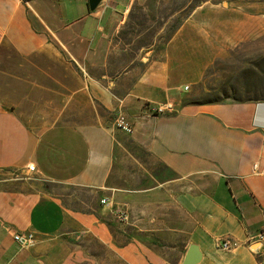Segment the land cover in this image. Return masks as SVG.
<instances>
[{
    "label": "crops",
    "instance_id": "1",
    "mask_svg": "<svg viewBox=\"0 0 264 264\" xmlns=\"http://www.w3.org/2000/svg\"><path fill=\"white\" fill-rule=\"evenodd\" d=\"M133 1L0 0V264L104 263L91 243L114 264H181L191 244L193 264H264V97L191 98L216 58L264 41V1L201 2L131 64L116 38Z\"/></svg>",
    "mask_w": 264,
    "mask_h": 264
},
{
    "label": "rangeland",
    "instance_id": "2",
    "mask_svg": "<svg viewBox=\"0 0 264 264\" xmlns=\"http://www.w3.org/2000/svg\"><path fill=\"white\" fill-rule=\"evenodd\" d=\"M208 1L225 5L228 0H134L121 23L116 41L122 47L123 62L136 63V57L145 48H158L174 31L178 24L197 4ZM244 1L246 2L244 4ZM240 0L251 12L257 11L258 5L263 10L264 0ZM264 16L261 17V25ZM252 20L249 23L252 24ZM253 31V29H252ZM264 97V41L261 39L246 41L236 46L226 55L218 57L206 69L202 80L193 87L192 96L196 100H217L223 98ZM145 159V156H140ZM160 172V171H159ZM156 173L158 170L156 169ZM28 184H42V192L64 194L71 191L65 186H58L34 179L30 174L13 171L9 174ZM33 243V242H32ZM92 249L102 256L104 263L114 264L98 244L91 243ZM112 260V261H111ZM107 261V263H106Z\"/></svg>",
    "mask_w": 264,
    "mask_h": 264
},
{
    "label": "built area",
    "instance_id": "3",
    "mask_svg": "<svg viewBox=\"0 0 264 264\" xmlns=\"http://www.w3.org/2000/svg\"><path fill=\"white\" fill-rule=\"evenodd\" d=\"M171 106L170 104H164V105H157L151 107V110L154 112H161L162 110L169 109ZM112 124L115 128L121 130L122 132L126 134L132 133V126L127 119V117L124 115L123 112L118 111L115 113L113 116ZM28 170H32L33 166L28 165L27 166ZM101 203L107 202L105 198L100 199ZM111 214L114 217V219L118 222H127L128 220V214L126 211L120 207H115L111 210ZM254 238L258 240H262L264 238V231H260L255 233ZM253 236H249L248 239L253 238ZM13 240L20 246V247H25L30 245L34 241V234L30 231H23V232H14L12 234ZM222 248L224 249H229L232 246H234V243H231L229 241L224 240L221 244Z\"/></svg>",
    "mask_w": 264,
    "mask_h": 264
},
{
    "label": "water",
    "instance_id": "4",
    "mask_svg": "<svg viewBox=\"0 0 264 264\" xmlns=\"http://www.w3.org/2000/svg\"><path fill=\"white\" fill-rule=\"evenodd\" d=\"M100 0H87V4L90 10L94 9ZM200 259V252L193 244L189 245L186 249L181 264H193Z\"/></svg>",
    "mask_w": 264,
    "mask_h": 264
}]
</instances>
